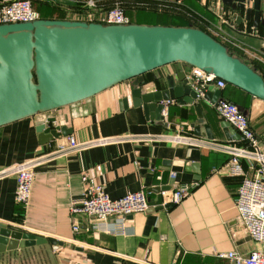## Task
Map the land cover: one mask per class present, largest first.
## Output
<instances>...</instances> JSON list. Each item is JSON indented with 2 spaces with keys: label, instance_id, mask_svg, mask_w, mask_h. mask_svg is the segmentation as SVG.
Listing matches in <instances>:
<instances>
[{
  "label": "crops",
  "instance_id": "crops-1",
  "mask_svg": "<svg viewBox=\"0 0 264 264\" xmlns=\"http://www.w3.org/2000/svg\"><path fill=\"white\" fill-rule=\"evenodd\" d=\"M94 1L96 6L91 9L86 0H36L35 8L39 19L90 22L88 14L96 21L108 5L107 0ZM182 2L189 9L174 16L183 19V14L193 15L191 25L202 28L222 44L232 38L247 47V52L229 51L264 79L263 24L256 26L253 16L246 18L245 9L233 11L221 0ZM250 7L247 1L245 8ZM130 13L132 23L171 25L133 10ZM160 14L164 16L161 20L173 16ZM234 14L242 18L240 22L232 17ZM182 68L188 77L191 66L183 63ZM176 72L177 64L170 63L145 73L143 78L146 85L154 83L156 89H163L164 78ZM140 86L132 78L77 103L0 126V171L29 158L43 159L35 169L31 197L25 206L14 201L15 177L0 176V222L7 223L8 228L64 242L56 249L46 243L0 252V264H45L43 256L34 255L39 250L51 252V264H231L217 254L235 250L246 255L257 246L235 209L241 177L224 171L228 155L205 146L177 144L163 139V135L231 140L225 138L220 127L226 122L212 106L214 100L224 98L242 109L264 143V100L228 83L223 89L209 86L205 93L211 91L210 96L199 100L205 124L214 136L209 139L194 133L192 123L198 118L194 104L172 100L161 113L162 120H157L142 105L133 103L132 91ZM47 116L55 117L66 133L58 132V138L41 142L35 121ZM69 135L78 143L112 140L54 155ZM82 173L103 185L112 199L143 191L148 209L126 218L125 234L93 227L85 231L83 228L91 222L83 216L78 217L80 230L74 232L69 209L72 202L81 200ZM178 185H187L188 194L179 203L164 206L160 192ZM105 222L115 224L118 219L109 217Z\"/></svg>",
  "mask_w": 264,
  "mask_h": 264
},
{
  "label": "water",
  "instance_id": "water-1",
  "mask_svg": "<svg viewBox=\"0 0 264 264\" xmlns=\"http://www.w3.org/2000/svg\"><path fill=\"white\" fill-rule=\"evenodd\" d=\"M221 1L233 11L245 9L246 18L253 16L256 26L264 25V0ZM247 1L251 2L250 8H245ZM232 17L238 22L242 19L236 14ZM170 63L177 64L178 72L164 78L165 88L156 89L154 83L146 85L145 73ZM183 63L264 100L263 77L199 28L59 19L1 24L0 126L77 103L136 78L141 86L132 91L135 105H142L152 118L162 120L161 102L181 99L194 104L198 116L192 123L194 133L213 139ZM210 94L207 91L202 98ZM220 127L226 139L240 140L227 122ZM35 129L41 142L58 138V132L66 133L53 116L36 120ZM7 226L0 222V252L46 243L56 249L64 244L54 237Z\"/></svg>",
  "mask_w": 264,
  "mask_h": 264
},
{
  "label": "built area",
  "instance_id": "built-area-1",
  "mask_svg": "<svg viewBox=\"0 0 264 264\" xmlns=\"http://www.w3.org/2000/svg\"><path fill=\"white\" fill-rule=\"evenodd\" d=\"M86 6L94 8V0H86ZM90 22H97L104 25H127L132 23L126 15L125 9L115 3L109 7L96 21L92 14H88ZM39 19V13L33 8L30 0H0V25L18 22H31ZM225 45L229 51L247 52L248 49L232 38L225 39ZM264 64V55L261 58ZM190 86L201 99L209 86L223 89L227 83L217 78L212 73L191 66L190 74L187 77ZM170 101L161 102L162 112ZM212 106L217 115L227 122L239 135V141H209L199 140L191 134H175L172 136L163 135L174 143H184L208 147L210 149L225 153L228 160L223 166L226 174L241 177L235 198V209L241 220L242 226L256 243V247L244 255L235 250L218 253L217 256L227 258L231 264H264V143L250 126L247 115L233 102L224 98H218ZM164 114V113H163ZM110 138H99L94 141L78 143L72 135L66 137V144L59 146L54 155L63 152L75 151L90 144H103L110 142ZM43 159L33 157L5 167L0 171V176H14L15 190L14 201L25 206L32 191L35 169L42 163ZM245 163L253 172L248 175L243 168ZM83 184L82 196L79 202H72L70 206L72 230H80L78 217H86L91 222L83 229L88 231L91 227L102 229L109 233L125 234L124 221L127 217L137 212H144L148 209L144 192L139 190L128 192L122 197L112 199L105 192L103 185L96 183L94 179L85 173L80 175ZM189 192L187 185H178L172 190H162V204L179 203ZM109 217H116L118 223L105 222ZM102 227V228H100Z\"/></svg>",
  "mask_w": 264,
  "mask_h": 264
},
{
  "label": "rangeland",
  "instance_id": "rangeland-1",
  "mask_svg": "<svg viewBox=\"0 0 264 264\" xmlns=\"http://www.w3.org/2000/svg\"><path fill=\"white\" fill-rule=\"evenodd\" d=\"M33 7L36 6V0H31ZM107 9L111 7L113 4L117 3L120 6H122L125 10H133L138 14L142 15H147V18H150V20H155V21H161V22H166L163 19L164 16H162L160 13L167 12V13H173L172 15L175 14H180L183 10H188V5L184 4L182 0H161L156 1V0H107ZM155 3L158 5L155 6ZM161 3H165L168 6H161ZM35 5V6H34ZM106 9V10H107ZM152 13V14H151ZM156 13V14H154ZM149 14V15H148ZM161 15V16H160ZM184 20L183 22H193V15L187 16L186 14H183ZM154 17V18H151ZM145 17H141L140 20H145ZM34 255L37 257L38 256H43L45 259V264H51V255L50 251H43L39 250L38 252L34 253Z\"/></svg>",
  "mask_w": 264,
  "mask_h": 264
},
{
  "label": "trees",
  "instance_id": "trees-1",
  "mask_svg": "<svg viewBox=\"0 0 264 264\" xmlns=\"http://www.w3.org/2000/svg\"><path fill=\"white\" fill-rule=\"evenodd\" d=\"M31 1V0H30ZM31 4H32V2H31ZM32 6H33V4H32ZM35 6V5H34ZM35 10H36V8L35 7H33ZM37 11V10H36ZM130 11L131 10H125V13H126V15L130 18V20H131V22L133 21V18L131 17V13H130ZM38 12V11H37ZM152 14V13H151ZM154 14H156V13H154ZM149 15V14H148ZM183 18V17H182ZM182 20H184V18L183 19H180V17L179 16H170V19H168V20H164V21H166V22H164V23H167V24H171L172 26H185V27H195V26H193V25H191V23H188V22H183ZM155 21V20H154ZM141 24V23H140ZM148 25H150V24H148ZM154 25H158V24H154ZM196 28V27H195ZM199 29H202V28H199ZM203 30V29H202ZM203 31H205V30H203ZM208 33V32H207ZM209 34V33H208ZM226 45V44H225ZM230 52V51H229ZM232 55H234V53H232V52H230Z\"/></svg>",
  "mask_w": 264,
  "mask_h": 264
}]
</instances>
